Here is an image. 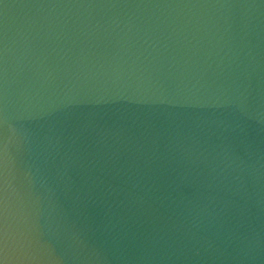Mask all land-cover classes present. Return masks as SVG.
Returning <instances> with one entry per match:
<instances>
[{
    "label": "clouds",
    "instance_id": "9594fccd",
    "mask_svg": "<svg viewBox=\"0 0 264 264\" xmlns=\"http://www.w3.org/2000/svg\"><path fill=\"white\" fill-rule=\"evenodd\" d=\"M50 7L239 8L247 27L255 10L264 5L108 3ZM229 27L217 26L211 17L180 22L157 17L141 22L136 13L122 21L89 22L81 30L82 35L87 31L86 39L115 33V51L110 56L89 58L82 50L83 55L68 63L61 49L58 55L64 63L50 65L42 52L32 61L35 67L30 74L15 84L5 39L0 72V245L4 253L0 264L10 260L15 264H150L188 252L194 256L230 252L248 256L260 234L245 173L254 178L258 169L241 159L229 140L232 133L243 131L238 122L171 121L163 127H141L135 121H113L111 125L89 121L73 129L66 142L63 130L47 128L36 135L17 113V101L26 100L24 107H35L33 100L59 71H71L77 77L135 76L140 80L163 73L175 80L177 87L191 88L203 86L209 76L227 77L239 64V50ZM252 65L254 55L249 48L246 73ZM239 95L243 100L233 103L232 110L264 126V104L248 102L247 85ZM50 116L41 114L45 120ZM21 147L28 154L24 175L30 201L16 184V154ZM73 165L80 170L78 180L72 174ZM53 181L73 190L76 219H70L63 204L54 198ZM39 189L44 190L50 213H58L55 223L48 217L40 221ZM255 203L261 205L259 199ZM90 209H98L100 217L92 215ZM62 227L68 244L58 249L53 239Z\"/></svg>",
    "mask_w": 264,
    "mask_h": 264
},
{
    "label": "water",
    "instance_id": "95a60500",
    "mask_svg": "<svg viewBox=\"0 0 264 264\" xmlns=\"http://www.w3.org/2000/svg\"><path fill=\"white\" fill-rule=\"evenodd\" d=\"M156 4V5H191L230 3L264 5V0H2L0 3V24L6 33L8 44V60L10 77L14 84L23 82L35 67L32 61L45 52L47 63L63 64L58 55L64 49L67 62L71 63L83 55L82 50L92 58L98 54L105 57L115 51V33L104 38L92 37L86 39L87 31L81 34L84 25L110 19H127L131 13L137 14V19L176 20L188 18H208L217 26L229 27L239 50V64L234 72L227 77L209 76L203 86L177 87L175 80L163 73L153 74L148 79H137L135 76L113 78L107 75L81 76L73 75L71 71H59L54 74L46 87L28 107V101H17V113L25 126L30 127L36 135L43 130L52 128L63 130L65 141L72 132L84 122L111 125L113 121L131 123L135 121L143 127L151 124L154 127L166 126L171 121H214L238 122L243 131L237 130L229 136L236 153L246 163L254 164L258 174L253 178L245 173L246 187L253 196L252 212L256 217L254 223L260 234L258 242L251 248L248 256H240L230 252L224 256L202 253L194 256L190 252L167 260L156 259L150 264H264V126H258L232 110L233 103L243 100L239 95L247 85L250 95L248 102L264 104V8L255 10L254 19L245 26L242 9L230 10L195 9V8H145V9H103L50 7L84 4ZM59 34V35H57ZM252 48L254 65L248 64V49ZM55 49V51L53 50ZM222 85V87H218ZM239 85V88L236 86ZM219 105L220 107H216ZM51 113L47 120L41 114ZM136 131V129H132ZM67 142V141H66ZM246 146L247 150H246ZM63 151V150H62ZM59 160V157L57 158ZM17 170L16 184L26 201H30V187L24 175L28 154L23 147L16 154ZM73 176L79 179V168L73 165ZM54 198L63 204L70 219H76L75 206L72 200L73 190L63 183L53 181ZM41 201L37 206L40 210V221L45 217L55 223L58 213L49 211L48 200L44 190L39 189ZM259 199L261 205L255 200ZM92 215L100 217L98 209L89 210ZM79 224V220H76ZM53 243L58 249L68 244L66 232L62 227ZM0 245V258H3ZM9 264H15L10 260ZM113 264H122L114 261ZM129 264H142L130 261Z\"/></svg>",
    "mask_w": 264,
    "mask_h": 264
},
{
    "label": "snow or ice",
    "instance_id": "6c2138e0",
    "mask_svg": "<svg viewBox=\"0 0 264 264\" xmlns=\"http://www.w3.org/2000/svg\"><path fill=\"white\" fill-rule=\"evenodd\" d=\"M0 3H2V0H0ZM5 39L6 33L2 24H0V72H2L3 69Z\"/></svg>",
    "mask_w": 264,
    "mask_h": 264
}]
</instances>
